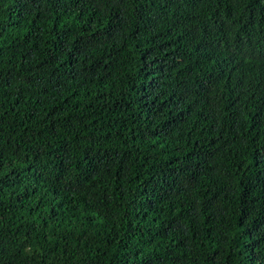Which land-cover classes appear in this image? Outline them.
<instances>
[{
	"label": "trees",
	"instance_id": "1",
	"mask_svg": "<svg viewBox=\"0 0 264 264\" xmlns=\"http://www.w3.org/2000/svg\"><path fill=\"white\" fill-rule=\"evenodd\" d=\"M0 264H264V0H0Z\"/></svg>",
	"mask_w": 264,
	"mask_h": 264
}]
</instances>
